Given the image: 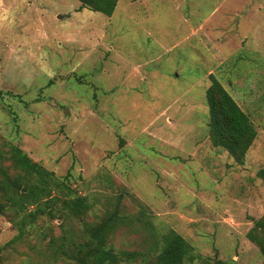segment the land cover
Here are the masks:
<instances>
[{"label":"rangeland","instance_id":"374dc122","mask_svg":"<svg viewBox=\"0 0 264 264\" xmlns=\"http://www.w3.org/2000/svg\"><path fill=\"white\" fill-rule=\"evenodd\" d=\"M210 73L256 129L242 164L209 140ZM6 143L70 193L52 216L22 222L11 205L25 189ZM263 167L264 0H118L109 17L78 0H0V264H68L50 238H81L114 210L130 222L109 241L138 255L121 264L152 257L168 230L190 244L184 264H264L247 238ZM74 196L89 204L80 217L62 207Z\"/></svg>","mask_w":264,"mask_h":264},{"label":"trees","instance_id":"16d2710c","mask_svg":"<svg viewBox=\"0 0 264 264\" xmlns=\"http://www.w3.org/2000/svg\"><path fill=\"white\" fill-rule=\"evenodd\" d=\"M83 8L93 12L111 16L118 0H78ZM210 84L206 89L208 106V137L214 147L220 148L237 163L242 164L246 151L256 137V129L248 114L238 105L233 96L222 83L210 73ZM5 153L11 165L22 172L24 193L19 191L18 198H10L13 207L23 213L21 217L30 218L33 222L37 216L54 213V207L62 193L61 183L54 175L33 162L18 146L6 143ZM257 176L264 180V167L259 169ZM13 186L19 188L17 180ZM65 186V185H64ZM52 190L56 193L51 195ZM28 205L33 209L26 211ZM89 204L85 197L74 196L64 199L62 207L70 217H80ZM143 214V212H142ZM139 219V218H137ZM130 222V217L120 216L117 210L108 213L98 224H86L81 238H74L65 229L61 236L51 237V253L54 260L64 258L70 264H121L138 258L134 251L117 250L109 241L110 236L120 224ZM23 224L20 226L22 230ZM247 238L260 249L264 257V213L255 222V228L247 233ZM191 251L190 244L174 230H168L153 244L148 254L152 257L140 256L138 264H184Z\"/></svg>","mask_w":264,"mask_h":264}]
</instances>
